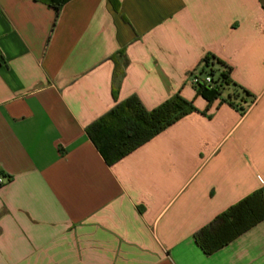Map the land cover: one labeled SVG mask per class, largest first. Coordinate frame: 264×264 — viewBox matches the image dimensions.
<instances>
[{"label": "crops", "instance_id": "0c3cea01", "mask_svg": "<svg viewBox=\"0 0 264 264\" xmlns=\"http://www.w3.org/2000/svg\"><path fill=\"white\" fill-rule=\"evenodd\" d=\"M119 1L0 0V264H264V219L195 239L264 191V0ZM209 54L247 94L197 91ZM175 94L195 109L107 163L87 126Z\"/></svg>", "mask_w": 264, "mask_h": 264}, {"label": "trees", "instance_id": "16d2710c", "mask_svg": "<svg viewBox=\"0 0 264 264\" xmlns=\"http://www.w3.org/2000/svg\"><path fill=\"white\" fill-rule=\"evenodd\" d=\"M42 1L52 5L58 13L68 0ZM110 1L116 10L120 9L119 0ZM113 59L116 80L123 74V68L115 55ZM202 62L204 69L209 67L217 78L211 87L207 85L196 87L207 99L218 97L230 86H234L235 92L241 89L242 93L247 94L246 90L233 85L230 78L231 68L219 58L209 54ZM216 64L223 69H216ZM194 109L193 103L180 94H175L151 110H147L141 100L132 95L88 125L86 132L107 163L113 164ZM263 219L264 191L260 189L217 215L211 223L196 233L195 239L205 253L211 254Z\"/></svg>", "mask_w": 264, "mask_h": 264}, {"label": "built area", "instance_id": "2783aa9c", "mask_svg": "<svg viewBox=\"0 0 264 264\" xmlns=\"http://www.w3.org/2000/svg\"><path fill=\"white\" fill-rule=\"evenodd\" d=\"M200 68H196L190 73L191 83L197 87L200 85H207L209 87L214 85V81L217 79L216 75L212 74L210 68L204 69V63H201ZM9 181L6 175L0 174V185L5 184Z\"/></svg>", "mask_w": 264, "mask_h": 264}]
</instances>
